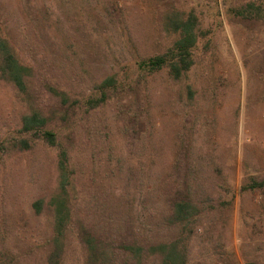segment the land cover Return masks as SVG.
I'll list each match as a JSON object with an SVG mask.
<instances>
[{"label":"rangeland","instance_id":"1","mask_svg":"<svg viewBox=\"0 0 264 264\" xmlns=\"http://www.w3.org/2000/svg\"><path fill=\"white\" fill-rule=\"evenodd\" d=\"M97 1L0 0V34L23 63L42 59L46 41L55 46L53 59L65 62L55 32L86 37L70 61L86 63L91 101L63 120L55 97L26 95L0 70V264H86L76 219L64 243L53 242L49 202L59 190L61 147L74 176L81 171L74 183L68 177V190L89 222H101L109 207L102 189L88 207L96 172L109 176L116 161L117 179L107 185L121 195L118 208L133 210L142 245L174 241L161 218L191 192L201 212L185 223V264H264V186L251 187L264 182V0H116L112 18ZM191 12L200 35L191 68L178 78L169 68L142 70V59L168 52L178 37L167 17ZM111 75L118 89L105 88L103 100L101 83ZM32 108L48 118L61 147L41 131H23ZM73 184L83 196L75 197ZM143 254V264H160L155 251Z\"/></svg>","mask_w":264,"mask_h":264},{"label":"trees","instance_id":"2","mask_svg":"<svg viewBox=\"0 0 264 264\" xmlns=\"http://www.w3.org/2000/svg\"><path fill=\"white\" fill-rule=\"evenodd\" d=\"M108 1L103 3L102 0H98L97 2L100 3H98L100 9H104V13L107 12L108 16L112 18L116 15V7L119 6V2L113 0V2L109 3ZM97 10L99 9H93V11ZM167 23L173 28V32L178 33V37L173 42V45L166 53L142 59L139 62V67L151 73L169 68L170 74L178 78L192 66V51L198 44L200 37L198 33V21L195 14L191 12L186 17H167ZM57 29L54 27V31H57ZM44 32L46 33L45 30ZM84 33L86 34V31ZM55 34L58 41H60L59 50L65 55V62L63 63H58L53 59L55 46H53V42L47 41L43 42L42 59L38 57L32 63H23L17 57L10 39L0 34V70L1 74L8 81L13 83L20 92L26 95H29L33 90H38V92L42 91L44 94L55 97L53 99L59 102L61 106L59 110L57 108V112L63 120H67L77 106L86 109V106L91 103L89 101L86 105V63L82 62V60L75 62L78 65L74 64L73 66V62L70 61V59L74 61L77 58L75 46L86 47V37L84 41H77L73 37L71 39L66 37L62 31L55 32ZM45 37L47 40L48 36L45 35ZM111 86H114L113 89H118L116 76L111 75L104 83H101L103 100L109 98V89L105 88H111ZM46 124H48V118L43 116L37 108L30 109L22 117L23 131H41L42 134L40 135L43 136L49 145L61 147L62 143L58 138L57 131L46 128ZM60 153L61 161L59 166L61 175L59 190L49 202L54 215L53 242L56 245L64 243L66 225L70 221L72 222L74 218L77 221L73 223V225L75 224V227L73 226L75 236L86 250V264H133V253L138 254L136 258L137 263L134 264H143L145 260L143 252L150 250L155 251L159 255L160 264L186 263L185 245H180L185 237L184 229L187 228L185 223L193 221L194 217L197 214L199 216L201 212L197 213L196 211L201 201H196L193 193L190 192L188 195L176 199L172 207L167 211V215L161 218V221L166 224L169 233L174 236V241H168L163 237L161 241L154 244L146 242L144 243L145 245H142L137 232L134 233L133 210L127 203L123 209L118 208L117 202L121 198V195H118L119 193L116 192V185H114L115 189L113 190L112 188L110 189V184L107 185V182H113L110 177L117 179L118 171L116 169H118V163L112 161V164L109 163L107 165L113 166L109 172V176L106 173L103 175L102 172H96V178H94L95 186H93L94 192L88 193L90 197L87 201L88 207L91 203V197L99 199L103 196V192H105V197L102 200L105 203L104 205L108 203L109 207L106 206L101 222L92 223L87 218L85 219V215L79 211L80 197L74 198L68 190L70 180L68 177L72 175L71 178L74 183L75 177L81 171L78 170V174L74 176L76 170L74 171L73 168L76 167L72 162L70 163L67 149L65 150L61 147ZM96 182H98L100 188L96 186ZM255 186H264V182L251 185L252 188H255ZM99 189L103 190L101 194ZM72 190L75 197L77 194L83 196V193L75 191L74 184ZM42 203L43 201H37L38 205ZM35 206H37L36 203ZM191 210L196 213H192ZM87 215H93L92 208L87 210ZM120 216L125 218L124 222H120ZM136 229L138 230V228ZM141 240L143 242V238ZM52 255L54 256L55 254L52 253Z\"/></svg>","mask_w":264,"mask_h":264}]
</instances>
